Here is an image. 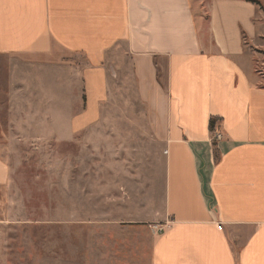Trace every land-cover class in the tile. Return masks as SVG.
<instances>
[{
	"label": "crops",
	"instance_id": "obj_1",
	"mask_svg": "<svg viewBox=\"0 0 264 264\" xmlns=\"http://www.w3.org/2000/svg\"><path fill=\"white\" fill-rule=\"evenodd\" d=\"M258 18L251 0H0V55L17 71L86 66L90 110L77 129L108 92L107 68H131L164 148L153 264H264ZM8 178L0 158V184Z\"/></svg>",
	"mask_w": 264,
	"mask_h": 264
},
{
	"label": "rangeland",
	"instance_id": "obj_2",
	"mask_svg": "<svg viewBox=\"0 0 264 264\" xmlns=\"http://www.w3.org/2000/svg\"><path fill=\"white\" fill-rule=\"evenodd\" d=\"M253 2L264 74V0ZM15 61L0 55V264H153L164 148L131 68H107L108 92L77 129L90 110L86 66L17 71Z\"/></svg>",
	"mask_w": 264,
	"mask_h": 264
},
{
	"label": "trees",
	"instance_id": "obj_3",
	"mask_svg": "<svg viewBox=\"0 0 264 264\" xmlns=\"http://www.w3.org/2000/svg\"><path fill=\"white\" fill-rule=\"evenodd\" d=\"M253 1V0H251ZM219 118H216V117H212L211 120H210V128L212 129V131H214L215 129V126H216V122L218 121ZM214 146H217V143L214 142ZM215 154H216V157L218 155V150L215 148Z\"/></svg>",
	"mask_w": 264,
	"mask_h": 264
},
{
	"label": "built area",
	"instance_id": "obj_4",
	"mask_svg": "<svg viewBox=\"0 0 264 264\" xmlns=\"http://www.w3.org/2000/svg\"><path fill=\"white\" fill-rule=\"evenodd\" d=\"M217 138L220 139L221 138V134H217ZM160 231H162V228L160 229Z\"/></svg>",
	"mask_w": 264,
	"mask_h": 264
}]
</instances>
